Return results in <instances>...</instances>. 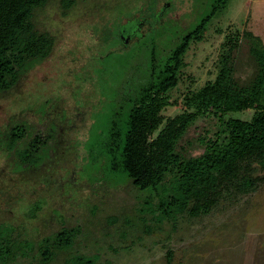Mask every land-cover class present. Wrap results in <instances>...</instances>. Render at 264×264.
Wrapping results in <instances>:
<instances>
[{
    "label": "rangeland",
    "instance_id": "1",
    "mask_svg": "<svg viewBox=\"0 0 264 264\" xmlns=\"http://www.w3.org/2000/svg\"><path fill=\"white\" fill-rule=\"evenodd\" d=\"M69 1L68 8L51 0L37 10L38 28L54 41L52 52L43 62L23 64L15 86L0 92V225H13L21 239L36 243L63 227L79 228L76 245L53 264L77 254L98 255V264H166L168 250L171 264H264V181L234 204L183 220L170 238L164 231L145 235L134 229L128 235L127 218L141 231L150 225L131 210L132 200L144 193L124 173L111 172L102 154L119 98L141 82L145 66L139 57L153 47L148 41L168 43L174 32L187 33L212 11L202 41L186 52L177 86L164 95L162 125L221 69L232 68L236 91L253 88L258 67L243 39L252 34L264 45V0ZM153 9L167 28L150 34ZM121 26L127 28L123 34ZM145 33L141 49L135 41ZM254 112L227 117L249 120ZM15 126L49 140L30 167H20L4 149V131ZM108 216L117 218L115 225H105ZM123 233L128 237H119Z\"/></svg>",
    "mask_w": 264,
    "mask_h": 264
},
{
    "label": "trees",
    "instance_id": "2",
    "mask_svg": "<svg viewBox=\"0 0 264 264\" xmlns=\"http://www.w3.org/2000/svg\"><path fill=\"white\" fill-rule=\"evenodd\" d=\"M50 2L0 0V92L15 86L23 64L43 62L51 54L54 41L40 31L36 21L37 10ZM69 2L62 0V5L68 8ZM214 15L212 11L185 34L174 32L168 43L148 41L153 47L139 57L145 66L141 82L119 98V111L113 113L102 154L111 172L124 173L133 188L144 193L132 200L135 204L131 210L150 224L141 231L127 218L124 223L128 235H134L136 229L145 235L164 231L170 238L183 220L203 218L234 204L255 193L264 181V45L260 38L248 34L243 39L258 67L259 77L253 88L236 91L232 68L221 69L212 83L186 100L182 113L162 125L160 112L168 105L164 95L177 86L186 52L191 44L202 41ZM149 17L150 34L167 28L163 15H157L154 9ZM126 29L121 26L119 32ZM146 33L135 41L141 49L146 42L140 41L147 38ZM249 108L255 109L249 120L227 117ZM4 133V149L13 153L20 167L40 161L35 153L49 142L42 135L32 137L33 133L27 134L22 126L9 127ZM36 210L38 205L30 211L33 216ZM116 222V217L108 216L105 225ZM16 232L13 225H0V264H53L76 245L74 239L80 235L77 227H63L36 243L21 239ZM87 257L77 254L65 264H98V255ZM166 257V264H171V250Z\"/></svg>",
    "mask_w": 264,
    "mask_h": 264
},
{
    "label": "flooded vegetation",
    "instance_id": "3",
    "mask_svg": "<svg viewBox=\"0 0 264 264\" xmlns=\"http://www.w3.org/2000/svg\"><path fill=\"white\" fill-rule=\"evenodd\" d=\"M121 33H122V32H121ZM122 34H123V33H122ZM123 39H125V38H124V37H122V40H123ZM46 146H47V145H46ZM46 146H45V147H46Z\"/></svg>",
    "mask_w": 264,
    "mask_h": 264
}]
</instances>
